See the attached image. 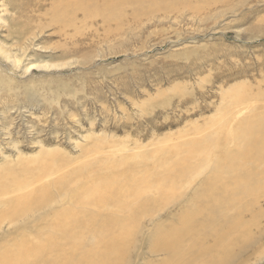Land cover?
Instances as JSON below:
<instances>
[{"label":"rangeland","instance_id":"obj_1","mask_svg":"<svg viewBox=\"0 0 264 264\" xmlns=\"http://www.w3.org/2000/svg\"><path fill=\"white\" fill-rule=\"evenodd\" d=\"M156 1L0 0V246L17 224L112 240L205 178L217 196L258 183L246 197L264 212V0ZM254 221L242 264H264Z\"/></svg>","mask_w":264,"mask_h":264},{"label":"bare ground","instance_id":"obj_2","mask_svg":"<svg viewBox=\"0 0 264 264\" xmlns=\"http://www.w3.org/2000/svg\"><path fill=\"white\" fill-rule=\"evenodd\" d=\"M177 1L178 0H175V2ZM173 2L171 4H173ZM160 3H162V1ZM171 4H164L162 7L166 5L170 6ZM175 4L176 3H174V5ZM173 9L174 6L171 8V10ZM0 51L6 55H9L2 49H0ZM261 132L263 135L256 137L255 139L257 143L264 142V131ZM199 171L200 173L203 172V170ZM254 172L250 170V177L252 176V178H254V175L256 174ZM241 178V176H239L237 179L234 177V179L231 178L230 181L239 183ZM255 179L256 178H254V180ZM207 183L208 178H205L199 182L194 191L193 189L190 190L193 191L191 195H188L186 192L178 194L177 198H174L171 206H166L163 208H167L166 213H164L165 220L159 219L160 217H156L159 213L155 214L156 212L153 211V208L145 209L143 217L148 218V220L145 221V224L144 222H141V219H139L141 215H139V217L137 216L139 211L136 215L135 211L134 213L132 210H129L131 211L129 217H135V215L138 217L139 220L133 218V220L135 219V222H132V218H130V220L127 217H122L123 219L125 218L128 223L131 221V223H129L131 226L126 223L121 226L123 222L121 223L119 221H122V219L120 216H118V224L121 226V232H119V234L115 235L113 232V234L110 233L112 231H109L110 228L109 230H106L108 227L113 229L115 227L113 223L112 225L114 227H112V225H107L108 227L105 228L106 226H104L106 232L109 231L110 235L112 234V236L116 238H113L112 240L107 238L104 239L105 241L100 239L98 240L97 235H93V228L84 229L83 227V231L81 229L82 226H80L82 224L80 223H76L73 226V231H75V229L77 231L73 234H67L69 237L61 235L60 237H45L43 240H39L38 237L37 240L34 238L28 240L23 236L28 232L34 231V229L31 227L30 230H27L22 224H17V228L15 229L20 232L18 233V236H21L17 239H12L10 241L11 246H0V264H96V261H93L96 258L97 253H99L100 250L102 251L104 247H107L106 250L108 253L110 245L113 246L114 250L110 253V255H108L109 253L107 254V264H143V261L144 264H242L245 261L244 258L250 257L255 252L258 241L252 236L251 226L255 224L254 220H256L257 217H260L264 214V212L261 211L259 205H257L258 199L255 198L260 192L256 193L257 195L255 194L256 196L254 197V201L249 200L251 196L250 198L248 196L254 194V190L259 187L258 183H252L253 185L250 187L248 186L247 188L237 185V189L234 190V192L230 191V193H226L224 190H219L218 196L210 193V190L212 189V186H210L211 184H208V188L206 189ZM258 189H262L263 191V188ZM258 189H256V191H258ZM162 194L160 193V197ZM156 195L158 194L156 193ZM156 195H152L153 198L156 197ZM246 196H248L249 199ZM260 196L261 195H259V197ZM245 197L249 201H246ZM196 199H199L201 202H203V205L195 204V207L198 205L196 208L191 206ZM161 201L162 200H160V203ZM152 202L155 205L156 201H153L152 199ZM45 205L47 204L45 203ZM142 205H145V208H148L146 204ZM142 205L139 207H142ZM139 207L137 206L138 209ZM154 208L156 207L154 206ZM178 208L181 212L175 213L176 209ZM141 209H144V207ZM159 209L160 208L157 210L159 211ZM17 211L19 210H15L13 215H15ZM24 211L27 212L26 209ZM142 211L140 210V212ZM132 212L135 215L132 214ZM22 215L24 214L20 215L19 212L14 217L10 215L11 222L17 221V219H20ZM106 216L108 215H105V219H107ZM110 216H112V214ZM110 216H108L109 219H111ZM81 218H83V216H81ZM140 218H142V216ZM22 219L23 218L20 220ZM175 220L176 222H174ZM106 222L109 221L106 220ZM109 223H111V221ZM34 224L35 222L33 225ZM113 230H115V228ZM28 234L30 235V233ZM259 234L263 236L264 230H261ZM70 235L73 236L71 237ZM74 235H76V237ZM78 235H82L88 239H94L92 241L93 243H96L95 245L99 247V250H96L97 246H95L91 240L84 241L83 239H79ZM102 236H105V234ZM116 243H118V246H116L120 250H116ZM157 256H162L163 258L161 260L154 259ZM98 257L99 255H97V258ZM100 257L103 256L100 255ZM148 258L150 259L147 260Z\"/></svg>","mask_w":264,"mask_h":264}]
</instances>
